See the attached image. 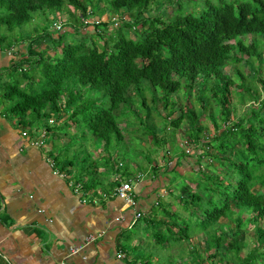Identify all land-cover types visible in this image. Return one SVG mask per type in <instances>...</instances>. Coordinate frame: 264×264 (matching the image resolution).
<instances>
[{"label":"trees","instance_id":"16d2710c","mask_svg":"<svg viewBox=\"0 0 264 264\" xmlns=\"http://www.w3.org/2000/svg\"><path fill=\"white\" fill-rule=\"evenodd\" d=\"M166 1L178 5V14L167 22L160 14L149 15L152 6L162 0H0V30L6 28L0 32V48L20 57L7 69L13 80H0L1 95L8 104L7 111L18 118L22 128L39 130L32 131L35 139L47 144L50 132L55 140L60 139L55 133L59 126L73 137L69 138L72 144L62 151L57 147L51 150L52 161L62 173L77 170L75 185L78 179L85 184V177H92L87 189H94L97 179L106 174L117 175L123 182L128 166L124 153L120 154L136 134L150 135L155 145L164 147L166 141L160 142L152 121L154 115L159 116L155 107L161 102L165 125L175 130L190 121L192 130L186 137L192 150L201 151H197L196 159L182 152L184 158L194 161L192 172L198 176L194 182L198 191L184 189L185 197L178 198L187 217L171 212L162 200L151 214L168 220L150 218L144 209L134 207L145 222L149 220L153 245L166 246L175 238L177 247L186 241L195 245L196 235L202 233L205 251L215 250L209 259L216 260L220 253L218 262L227 259L228 264H264V194L255 189L264 187V100L258 108L250 106L248 126L245 122L227 125L233 93L242 102V89L251 100L258 99L238 66L245 62L254 68L255 61H262L264 0H202L198 12L180 8L183 0ZM107 12L111 18H119L118 22L107 19ZM47 13L56 17L52 21L55 30V23L61 26L57 35L53 31L36 33V28L28 38L24 32H17L33 21L41 23V16ZM88 28L94 32L83 37L82 29ZM94 37L99 42L88 41ZM246 37L251 40L245 42ZM44 38L53 44L51 55L49 48L35 49L36 42ZM226 65L235 66L233 79L223 71ZM236 79L242 82L241 87ZM259 80L264 86V80ZM211 96L220 104L226 124V131L216 139L221 140L219 146H212L214 140L201 135L203 128L198 125L200 115L209 110ZM181 101L185 107H180L179 117L172 118ZM136 103L138 111L134 109ZM51 119L55 123L50 124ZM212 122L216 124V120ZM195 124L198 127L193 129ZM71 129L76 132L69 133ZM97 144L102 152L92 153L90 147L97 148ZM236 144L241 147L238 159L231 157ZM152 169L156 174L160 168ZM120 183L111 181L109 188L112 191ZM147 186H151L150 181L140 187ZM162 187L160 181L153 191L155 197ZM133 194L140 198L134 189ZM168 194L174 196L170 191ZM223 219L234 223V229L221 231ZM133 220L134 216L128 220V228ZM245 222L255 225L257 246L242 258ZM185 255L182 253L179 260ZM138 260L139 256L134 257L133 264ZM141 262L152 263L149 257Z\"/></svg>","mask_w":264,"mask_h":264},{"label":"crops","instance_id":"0c3cea01","mask_svg":"<svg viewBox=\"0 0 264 264\" xmlns=\"http://www.w3.org/2000/svg\"><path fill=\"white\" fill-rule=\"evenodd\" d=\"M19 58L0 48L1 81L8 78L7 69ZM7 106L6 102L0 104V264H133L136 256L125 249L126 241L132 250L139 249L140 244L128 237L137 223L128 228L127 222L137 209L157 218L151 211L170 191L160 175L173 173L178 159L164 167L153 166L160 169L156 174L152 169L151 176L149 172L124 176L123 181L130 180L139 193L135 209L116 198V186L112 191L109 188L111 181L120 183L117 175L106 174L104 181L100 176L94 189H87L92 177H85V184L78 179L75 185V179L79 178L77 170L73 179L63 177L52 161L53 148L44 141L42 145L34 144L32 131L39 130L22 128L19 120L12 119L14 116L9 118ZM26 132L29 135L24 136ZM70 170L66 173H71ZM148 181L151 186L141 189ZM160 181L163 190L155 197L153 191ZM119 216L123 220L115 223ZM147 222L143 223L142 243L153 244L154 231ZM90 236L94 237L91 242ZM119 253L125 257L117 258Z\"/></svg>","mask_w":264,"mask_h":264},{"label":"rangeland","instance_id":"374dc122","mask_svg":"<svg viewBox=\"0 0 264 264\" xmlns=\"http://www.w3.org/2000/svg\"><path fill=\"white\" fill-rule=\"evenodd\" d=\"M214 1V0H211ZM184 3L180 2L179 7L182 8L183 10L185 9L187 12H198V9L201 6L202 0H183ZM187 2V3H185ZM173 4V5H172ZM171 5L166 1L162 0V3H159L157 5H153L151 8V11L149 12V15L151 17L156 16V15H161L162 20L164 22H167L170 20L171 17H174L175 15L178 14L177 8L178 5L175 3H172ZM177 13H176V12ZM107 19H112L110 17V13L107 12L106 14ZM39 16L36 14L35 17ZM113 18H116L115 16ZM41 23L39 21L37 24L35 22H31L29 24H26L21 28V30H18L17 32H24L25 37L28 38L29 35H31V32H34V28H36V33H42L45 31H53L55 35H57V28L56 30L53 28V23L52 21H56V17L53 16L50 13H47L45 15L41 16ZM119 20V18H118ZM120 26V25H119ZM116 27V26H115ZM4 29L6 28H1L0 32H3ZM83 33L82 36L85 35L87 32L90 35L93 31V29L88 28V29H82ZM85 30V32H84ZM84 37V36H83ZM45 40L38 41L35 44V49L37 50H42L49 48L50 55L52 54V47L53 44H51L50 40L47 38H44ZM78 39V38H76ZM106 39L105 35L104 38ZM101 40V39H100ZM251 40L250 37L245 38V42H249ZM89 42H99L97 37H94L92 40H88ZM27 44V43H25ZM26 53V52H24ZM254 68H257V72L254 71V68H251L249 65L245 64V62L241 63L238 67L244 72L246 80L248 84L251 87L252 92L258 93V99L256 101L251 100L246 96V91L241 90L240 92L245 94L244 102H242L241 98H239L238 94L233 93L232 94V99H231V104H230V111H231V119L229 122L231 124H236L240 122H245L247 124V119L250 117V113H248V110L251 105H254L255 108L260 107L262 105L263 100H264V86L262 85V82H260L259 79L264 80V54L261 62L255 61L254 62ZM234 68L235 66H230L226 65L223 69V71L230 75V77L233 79V74H234ZM5 77V76H4ZM259 81H258V80ZM8 81H12L13 78L8 75L7 78ZM4 81V79H2ZM236 85L241 87L242 82L240 80H235ZM1 83V82H0ZM238 90V89H237ZM239 91V90H238ZM209 95H212L211 92H209ZM184 94H182V97ZM217 99L210 97V103L207 102L209 106V110L205 111L203 114L200 115L199 117V124L200 128H203V133L201 135L206 136L210 140H214L212 146H219L221 143V140H216L217 137H220L219 135H222L223 132L226 130L223 129L222 125L224 124L223 121V114L222 110L220 109V104L216 101ZM250 100V101H249ZM4 103V99L1 95V90H0V104ZM185 103L184 101H181V105H178L175 108L174 115L172 118H177L180 116L181 111L180 107L184 106ZM185 107V106H184ZM156 114L159 116H153L152 121L155 122L154 128L156 129V135L160 138V142H165L164 147L162 146H157L153 142V137L150 135H144V134H136L134 137H132L130 145L128 148H126L122 152L123 155L124 153V158L126 159L125 162H127L125 165L128 166L127 174L130 176H134L137 172H143V173H148V176H151L152 174V168L153 166L157 167H164L167 166L169 162L174 160V158H178L179 163L174 166L176 169L174 170L173 173H162L160 175L161 178L165 180V182L169 185L170 192L174 194V196L167 195L164 199H161L164 204H166L167 207H170V211L173 213H178L181 215H184L187 217L188 212L185 211L184 208V203L179 201V197L184 196L185 194L182 193L183 190H187L188 188L191 189L192 192H197L198 190L196 189V184L194 183L196 179L198 178L197 175H195L192 172V168L194 167V161L190 160L188 158H184L182 156L183 151H187L190 155H193L191 159H196L197 156V151H201L200 149H196V151L192 150V145H190L186 134L192 130V125L190 121H184L179 129H172L168 128V125H165L164 121L162 118H165L164 116L166 115L165 109L162 106V103L159 102L157 106L155 107ZM197 110V107H194ZM134 109L138 111L137 103L134 106ZM214 114H213V113ZM8 113V111H6ZM212 113V115H210ZM245 114H248L245 118ZM264 116V110L262 112ZM9 118H11V114L8 113ZM16 117H12V119H15ZM131 120L133 117L130 115L129 117ZM216 120V124L212 122V120ZM15 120H18L17 118ZM170 122V120H169ZM136 123V122H135ZM151 125V123H150ZM197 124L193 125V129L198 127ZM123 126V125H121ZM153 126V125H152ZM59 129H56L55 133L60 135V139L55 140V137H53V133H49V137L47 138V145L51 146L52 148L57 147L58 150L63 149L64 146H68L72 143L71 138L72 136L67 135L64 132V128L59 126ZM168 128V129H167ZM126 131V130H124ZM76 132V129H71L69 133L74 134ZM200 135V136H201ZM59 137V136H58ZM73 138V137H72ZM70 140V142H69ZM73 143L75 141L72 140ZM81 141H77L76 143H80ZM83 143V142H82ZM78 145V144H77ZM79 146V145H78ZM76 146V147H78ZM97 148H91L90 151L92 153H100L101 147L99 144L96 145ZM206 149H209L210 151L212 150V147L210 148L209 144H206ZM56 148V149H57ZM75 149V148H74ZM240 145L236 144L235 145V154L231 155L232 158L238 159L240 153ZM163 151V152H162ZM165 154V156H163ZM144 156L149 157L151 160L150 162L144 158ZM206 160V158H205ZM215 167L221 171L220 166L215 162ZM203 170H206L207 167L203 165L202 167ZM72 171L71 173H62L63 177H68L72 178L76 176V171L75 170H70ZM207 171V170H206ZM211 174V172H209ZM213 174V173H212ZM108 176H103L102 180L104 181L107 179ZM89 181V180H88ZM185 185H188V187H185ZM256 192L260 194H264V187L261 186H256ZM176 198V199H175ZM158 219H164L168 220V218L163 217V215L158 214L157 215ZM145 222L144 219L139 220L138 223L129 230V238H134L136 239L139 244H141V247L139 249H134L130 248L128 246V241H126L125 249L132 255V256H139L141 260H145L147 257L149 259H152L151 264H228L227 259L223 261H217L218 257L216 260H211L208 258L209 254H211L213 251H205V243H204V235L202 233H199L196 235V238L194 239L195 245L189 243V242H182L181 246L179 245L177 247V238L174 239L173 242L168 243L166 246H156L151 244L150 242H143L144 239V232H143V223ZM220 223H222L223 227L221 228V231H231V229H234V223L231 221H228L226 219L220 220ZM180 226H184L181 224ZM142 227V228H141ZM254 227L255 225L252 223L245 222L242 227V236L244 238V247L240 252L241 257H245L248 255L250 251H252L255 246H257V241L255 240L254 236ZM220 232V231H219ZM151 242H153L152 239H150ZM132 245V244H131ZM133 246V245H132ZM264 250V245L261 248V251ZM187 252V253H186ZM185 253V259L179 260L181 258V254ZM230 264V263H229ZM233 264V263H232ZM238 264V263H235Z\"/></svg>","mask_w":264,"mask_h":264},{"label":"built area","instance_id":"2783aa9c","mask_svg":"<svg viewBox=\"0 0 264 264\" xmlns=\"http://www.w3.org/2000/svg\"><path fill=\"white\" fill-rule=\"evenodd\" d=\"M117 20H118V18H112L111 19V21H113V22H118ZM54 26H55V28H57V30H59L61 27L60 24H58V23H55ZM49 123L53 124V123H55V120L51 119L49 121ZM44 134H45V131L43 132L42 137L44 136ZM23 135L27 136V133H23ZM33 142H34V144H39V145L43 144V141L41 139L38 140V139L33 138ZM115 195L118 196L120 199L124 200V202L127 206H131L133 208L137 206V199H136L135 195L133 194V185H132L130 180L121 182L120 185L118 187H116V189H115ZM140 218H141V214L139 212H135L134 220L132 221V223L139 220ZM120 220H123V216H119L116 219V221H120ZM93 240H94L93 236H90V238L88 239L89 242H91ZM73 251L75 253L78 252L77 249H73ZM124 257H125L124 253H119L117 255V258H124ZM135 264H140V263H135Z\"/></svg>","mask_w":264,"mask_h":264},{"label":"clouds","instance_id":"9594fccd","mask_svg":"<svg viewBox=\"0 0 264 264\" xmlns=\"http://www.w3.org/2000/svg\"><path fill=\"white\" fill-rule=\"evenodd\" d=\"M227 125H232L231 122L227 123ZM226 126V124H223V128ZM141 220V219H139ZM139 220L135 221L134 223H131L132 225H134L135 223H137Z\"/></svg>","mask_w":264,"mask_h":264}]
</instances>
